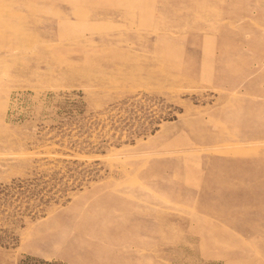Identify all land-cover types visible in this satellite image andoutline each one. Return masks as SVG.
Wrapping results in <instances>:
<instances>
[{
    "label": "rangeland",
    "instance_id": "1",
    "mask_svg": "<svg viewBox=\"0 0 264 264\" xmlns=\"http://www.w3.org/2000/svg\"><path fill=\"white\" fill-rule=\"evenodd\" d=\"M264 264V0H0V264Z\"/></svg>",
    "mask_w": 264,
    "mask_h": 264
},
{
    "label": "trees",
    "instance_id": "2",
    "mask_svg": "<svg viewBox=\"0 0 264 264\" xmlns=\"http://www.w3.org/2000/svg\"><path fill=\"white\" fill-rule=\"evenodd\" d=\"M40 264H52V263H45V262H43V263H40Z\"/></svg>",
    "mask_w": 264,
    "mask_h": 264
}]
</instances>
